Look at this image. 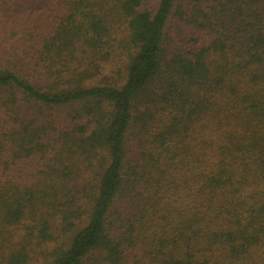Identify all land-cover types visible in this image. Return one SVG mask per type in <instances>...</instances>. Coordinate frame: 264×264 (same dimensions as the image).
Returning a JSON list of instances; mask_svg holds the SVG:
<instances>
[{
	"label": "trees",
	"instance_id": "1",
	"mask_svg": "<svg viewBox=\"0 0 264 264\" xmlns=\"http://www.w3.org/2000/svg\"><path fill=\"white\" fill-rule=\"evenodd\" d=\"M0 264H264V0H0Z\"/></svg>",
	"mask_w": 264,
	"mask_h": 264
}]
</instances>
